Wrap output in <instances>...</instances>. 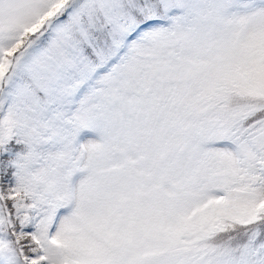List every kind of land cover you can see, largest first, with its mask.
I'll return each mask as SVG.
<instances>
[{"label":"snow or ice","instance_id":"6c2138e0","mask_svg":"<svg viewBox=\"0 0 264 264\" xmlns=\"http://www.w3.org/2000/svg\"><path fill=\"white\" fill-rule=\"evenodd\" d=\"M0 264H264V0H0Z\"/></svg>","mask_w":264,"mask_h":264}]
</instances>
